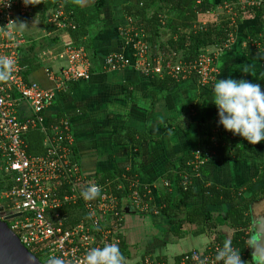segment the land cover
Here are the masks:
<instances>
[{"label":"crops","instance_id":"0c3cea01","mask_svg":"<svg viewBox=\"0 0 264 264\" xmlns=\"http://www.w3.org/2000/svg\"><path fill=\"white\" fill-rule=\"evenodd\" d=\"M101 1L98 14L94 8L97 0H75L73 3L90 16L91 46L85 50L93 59L91 76L88 80L70 82V91L66 95H58L53 105L45 110L44 118L47 121L60 113L66 115L72 136V155L84 176L98 181L102 173L124 169L134 174L137 186L145 190L133 191L137 194L135 204L132 194L127 198L117 197L123 211V222L118 230L124 238L119 246L124 257L122 264H143L146 259L151 264H181L189 251H204L211 240L204 234L193 236L188 233L182 238L171 236L169 230L172 226L168 216L162 212L164 204L161 197L169 191L173 202L179 198L176 173L183 167L182 156L190 150H197L200 145L197 122H210L217 116V109L211 102L213 83L208 84L209 88L207 84L189 77L174 89H167L158 87L149 76L132 66L101 70V60L107 54L121 52L131 56L132 47L124 30L129 25L140 29L143 34L144 30L134 24V18L126 15L124 9L146 0ZM198 1L184 0L183 10ZM208 1L217 4L236 0ZM148 12L150 14L152 9ZM221 12L223 10L217 8L211 13ZM159 18L163 16L159 15ZM206 21L201 19L199 23L204 25ZM29 23L19 25L29 42L22 52L34 45L36 61L41 66L27 77L42 87L51 88L54 83L46 70L61 68L65 62L59 58L60 52L64 46L74 45L65 32L46 30L47 18L45 23L40 21L42 27L35 29V33L26 32ZM260 28L259 20L252 16L245 17L236 26L229 50L220 51L216 57V80L229 76L236 79L242 74L241 79L256 83L264 75V50L252 58H247L241 51L245 39L257 34ZM36 33H41V36ZM206 50L217 52L218 48L209 46ZM168 122L175 125L163 126ZM255 145L257 155L249 159L219 163L212 156L205 158L200 165L205 175H201L194 164L187 162L196 191L181 206L171 204L174 212L180 214L201 204L200 185L203 182L233 188L253 178L259 171L258 163L264 162L258 143ZM141 205L145 208H139ZM189 228L194 230L195 227L192 225ZM220 229L228 233L226 226Z\"/></svg>","mask_w":264,"mask_h":264},{"label":"built area","instance_id":"2783aa9c","mask_svg":"<svg viewBox=\"0 0 264 264\" xmlns=\"http://www.w3.org/2000/svg\"><path fill=\"white\" fill-rule=\"evenodd\" d=\"M240 3L256 5L259 0ZM223 7L230 12V4L225 3ZM33 16L30 4L24 0H0V57L14 62L8 79L0 81V174L2 180L10 183L0 189V218L6 220L28 250L32 248L39 254L42 262L49 263L53 257H60L64 264H83L90 248L108 243L118 245L123 211L112 192L113 181L99 183L82 174L72 155L68 119L60 118L47 126L44 118L45 110L53 105L67 83L90 78L93 64L83 47L66 45L59 54L65 62L63 66L56 71L46 70L53 87L45 88L29 79L27 66L20 62V50L29 42L19 25L29 23ZM46 18L57 30L73 27L61 4ZM131 22L129 19L128 23ZM124 33L132 47L131 56L121 52L107 54L100 64L101 70L132 66L145 76H169L179 81L194 75L201 84L216 81V57L221 49L217 52L205 49L190 60H183L175 52L152 56L140 29L129 25ZM32 129L46 133L45 152L41 155L32 156L26 151L23 135ZM199 155V150H195L196 167L203 163ZM93 184L100 186V195L92 200L83 199L81 191ZM115 188L122 189L119 184ZM132 195L135 204L137 194ZM78 202L86 218L64 226L60 211L65 205ZM221 247L214 243L204 251L191 250L181 264H217L216 253ZM143 264L151 263L146 259Z\"/></svg>","mask_w":264,"mask_h":264},{"label":"trees","instance_id":"16d2710c","mask_svg":"<svg viewBox=\"0 0 264 264\" xmlns=\"http://www.w3.org/2000/svg\"><path fill=\"white\" fill-rule=\"evenodd\" d=\"M74 1L38 0V3H29L30 14L32 13L45 23L46 15L56 10L61 3L64 4L61 5L64 11L70 12L68 16L73 27L57 30L52 24L45 23V29L65 32L72 45L75 47L83 46L84 49L88 50L92 39L89 31L90 16H87L86 12L78 5H74ZM159 1L160 5H157ZM101 2V0H97L94 5L97 14ZM240 2L238 0L229 2L231 10L227 12L223 7L225 2L222 1L212 4L208 0H199L192 7L183 10L184 0H146L141 4L126 6L124 12L134 18L136 26L143 27L145 40L149 44L152 56H157L160 53L170 55L172 52H176L177 56L183 60L195 58L209 46L219 48L221 52H227L230 40L234 37L236 26L241 24L247 16L256 17L260 22V31L257 34L248 36L241 49L247 58H252L257 56L261 50H264V0H259L256 5H242ZM217 8H221L223 12L212 14L211 12H215ZM149 9H152L150 14H148ZM208 13L211 14L208 15ZM159 15L163 18L160 19ZM201 19H206L208 22L200 25L199 20ZM21 21H25V19H21ZM83 37L85 38L83 39ZM225 45L227 46L225 47ZM26 50L25 52L20 50L22 52L20 62L27 66L26 75H28L31 71L40 67L41 63L36 61L37 56L34 52V45H30ZM89 60L92 63L93 59L90 56ZM262 65L264 67V63ZM149 77L155 85L167 89H174L183 81H176L169 76L158 77L152 75ZM189 77L198 81L194 75ZM242 77L241 74L236 79ZM69 83H67L64 91L57 94L56 98L58 95H66L70 91L71 84L69 85ZM256 83L261 84L264 88V75ZM207 87H209L208 84ZM60 118L67 117L65 114L60 113L50 120L47 119V126L58 122ZM217 119L216 116L210 122H197L198 131L201 135L197 150L200 152L199 158L201 160L212 156L219 163H222L245 160L257 155L256 145L249 144L242 137L233 135L230 131H225L222 126L217 124ZM173 125H175L174 122H168L163 126L172 127ZM45 135L46 133L40 129L29 130L23 135L26 151L29 155H41L45 152ZM258 148L264 157V141L258 143ZM194 153L195 150H190L181 158L183 167L177 170L175 178L179 198L173 202L169 191L163 193L161 197L164 204L162 212L168 216L172 226L169 230L171 236L182 238L188 233L193 236L204 234L211 240L209 245L219 243L223 246L225 241H230L231 246L239 252L241 261L244 264H253L249 248L250 213L251 204L264 196V162L258 163L259 171L253 178L246 180L237 187L227 188L214 183L203 182L200 185L201 204L194 209L177 214L171 204L181 206L184 200L196 191L193 178L190 175L191 167L186 165L187 162L195 165ZM196 169L201 175H205L200 166ZM106 181L114 182L112 190L119 199L127 198L135 189H138L139 192L145 191L137 186L134 174L124 169H114L100 174L97 182L105 183ZM9 184L8 180H2L0 174V189ZM118 184L121 185L122 189L117 190L115 188ZM60 212L64 216V226L66 227L86 218L80 202L65 205ZM192 225L195 227L194 230L189 228ZM222 226L228 228V233L220 229ZM117 235L119 237L118 246H120L123 244L124 238L120 232ZM29 251L43 261L32 248H29ZM159 259L162 260L163 258ZM45 264L49 263L45 262Z\"/></svg>","mask_w":264,"mask_h":264},{"label":"clouds","instance_id":"9594fccd","mask_svg":"<svg viewBox=\"0 0 264 264\" xmlns=\"http://www.w3.org/2000/svg\"><path fill=\"white\" fill-rule=\"evenodd\" d=\"M24 3L35 4L38 0H24ZM13 63L10 58L0 57V81L8 79ZM211 91V102L217 109L218 125L225 131L242 137L249 144L264 141V88L261 84L229 76L214 81ZM100 193V186L93 184L83 189L81 196L85 200H92ZM250 247L258 254L257 264H264V260L260 259L264 256V250L258 249L254 241H250ZM123 259L119 246L108 243L102 247L90 248L84 255L83 264H122ZM216 262L244 264L230 241H225L217 250ZM49 264H64V260L53 257Z\"/></svg>","mask_w":264,"mask_h":264},{"label":"water","instance_id":"95a60500","mask_svg":"<svg viewBox=\"0 0 264 264\" xmlns=\"http://www.w3.org/2000/svg\"><path fill=\"white\" fill-rule=\"evenodd\" d=\"M250 217V241H254L258 249L264 250V212L255 215L251 211ZM249 248L253 264H257L258 254L250 247V243ZM260 259L264 260V256H261ZM0 264H45L22 244L17 234L10 229L6 220L1 218Z\"/></svg>","mask_w":264,"mask_h":264},{"label":"rangeland","instance_id":"374dc122","mask_svg":"<svg viewBox=\"0 0 264 264\" xmlns=\"http://www.w3.org/2000/svg\"><path fill=\"white\" fill-rule=\"evenodd\" d=\"M208 22V20L206 21ZM40 26V20L38 19L37 16H33L32 20L30 21V23L27 25V29H26V32H33L35 33V29L37 30V28ZM42 27V25L40 26ZM37 36H41V33H36ZM212 47V46H211ZM211 52V51H210ZM263 203V201H262ZM261 207H264V205H262ZM256 209L255 211V215H258L259 213H261L263 210H261L259 207H256V205H254L253 209ZM258 208V209H257ZM254 209V210H255Z\"/></svg>","mask_w":264,"mask_h":264},{"label":"flooded vegetation","instance_id":"af4514ba","mask_svg":"<svg viewBox=\"0 0 264 264\" xmlns=\"http://www.w3.org/2000/svg\"><path fill=\"white\" fill-rule=\"evenodd\" d=\"M263 201V203H262ZM254 205H256V207H259L261 210H263L264 212V207H261L262 205H264V196L260 197L259 199L255 200L252 204H251V211L252 213H255L256 209L254 210L253 207ZM258 209V208H257Z\"/></svg>","mask_w":264,"mask_h":264}]
</instances>
